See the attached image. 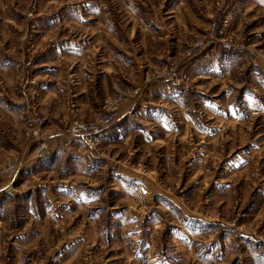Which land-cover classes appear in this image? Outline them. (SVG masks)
<instances>
[{
    "label": "rangeland",
    "instance_id": "obj_1",
    "mask_svg": "<svg viewBox=\"0 0 264 264\" xmlns=\"http://www.w3.org/2000/svg\"><path fill=\"white\" fill-rule=\"evenodd\" d=\"M259 2L0 0V166L19 162L0 186V264H264ZM104 52L106 85L89 71L78 110L66 69ZM167 61L175 78L146 80ZM117 90L129 99L115 123L93 141L68 136ZM35 117L42 137L27 134Z\"/></svg>",
    "mask_w": 264,
    "mask_h": 264
},
{
    "label": "built area",
    "instance_id": "obj_2",
    "mask_svg": "<svg viewBox=\"0 0 264 264\" xmlns=\"http://www.w3.org/2000/svg\"><path fill=\"white\" fill-rule=\"evenodd\" d=\"M214 32L205 37H198L194 42L191 43L189 49H187V55H192L198 52L203 46L208 44V41L214 37ZM222 41V40H221ZM223 48L230 49L233 46L226 41L221 42ZM177 64L175 61H167L161 68H158L147 77L146 80L151 78H157L160 80H169L176 77ZM138 88L133 89V92L137 94ZM117 93L109 101L105 102L103 111L96 112L90 119H72L68 125L65 127V131L71 138L84 139L85 141H93L96 136L101 134L109 126L115 123L124 112L127 111V96L117 90ZM27 134L33 137H42L43 132V120L40 117L33 118L28 123ZM17 157L8 159L4 164L0 166V186L4 180H9L12 178L13 174L16 172L18 167ZM9 186H6L7 189ZM139 192L141 195L146 196L148 190L144 186H139Z\"/></svg>",
    "mask_w": 264,
    "mask_h": 264
},
{
    "label": "crops",
    "instance_id": "obj_3",
    "mask_svg": "<svg viewBox=\"0 0 264 264\" xmlns=\"http://www.w3.org/2000/svg\"><path fill=\"white\" fill-rule=\"evenodd\" d=\"M249 1L251 2L252 4H257V3H261L259 1H262L264 3V0H246V2ZM104 58H101V60H96V61H83L82 60V57L83 55L81 53H79V59L77 60V62H74L70 67H68V69H66L68 72H71L72 73V76H75V80H76V87L73 88V94L74 96H77V98H75V103L77 105V109L80 110L81 109V105L82 103L84 102V97L80 94L81 91H83V86L84 85H88V83L91 81L92 79V76L88 74L89 71H91L92 69H94L95 67L97 69H99V73H102L103 72V76H102V81H101V87H105V78L109 76V74L111 73V70H112V66H111V62L108 58V53L104 52ZM62 58V56H58L56 59H60ZM102 59H104L102 61ZM84 66H87L86 70H85V67ZM143 69L146 70V66H142ZM174 81L170 80V81H153V82H150L147 86V91L145 93H143V96L144 97H148V95H150L151 93L155 94H163L162 92H169L170 89H172V91L174 90L173 88L175 87L174 86ZM166 86V88H165ZM72 89V88H71ZM60 95L63 94V95H66V98L69 97L70 95V90L66 89L64 92H58ZM55 95V94H54ZM79 95V96H78ZM58 96V95H57ZM59 98V97H58ZM57 98V100H58ZM52 99V98H51ZM48 100V99H47ZM142 101V99L140 100ZM71 115V113L67 114L66 116H69ZM74 116V115H72ZM75 117V116H74ZM30 159V158H28ZM33 159V158H32ZM31 159V161H33ZM45 160L42 161L41 163H47L50 161V159H48V157H45L44 158ZM25 159H22L21 160V165L23 166L27 161ZM40 169H43V168H40ZM73 189H75L73 187ZM16 191V190H14ZM77 192L74 193V195H76ZM68 239H70V241H67ZM25 240V244L24 245H28L30 244V240ZM75 237H68L63 241V243L61 244L62 245H65V244H69V242H73V244L75 245ZM77 244V243H76ZM72 248V247H71ZM70 248V249H71ZM64 253H65V249H64Z\"/></svg>",
    "mask_w": 264,
    "mask_h": 264
}]
</instances>
